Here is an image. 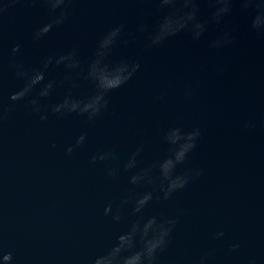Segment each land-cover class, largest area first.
Listing matches in <instances>:
<instances>
[{"label":"water","instance_id":"95a60500","mask_svg":"<svg viewBox=\"0 0 264 264\" xmlns=\"http://www.w3.org/2000/svg\"><path fill=\"white\" fill-rule=\"evenodd\" d=\"M0 264H264V0H0Z\"/></svg>","mask_w":264,"mask_h":264},{"label":"clouds","instance_id":"9594fccd","mask_svg":"<svg viewBox=\"0 0 264 264\" xmlns=\"http://www.w3.org/2000/svg\"><path fill=\"white\" fill-rule=\"evenodd\" d=\"M13 51H15V49H13ZM118 83H119V80L117 79V80H114V81H112V82H110V84H109V86L110 87H115L116 85H118ZM19 97V94H18V92L17 93H14L13 95H12V99L13 100H15V99H17ZM81 138H83V136H81ZM141 203H143V201H141Z\"/></svg>","mask_w":264,"mask_h":264}]
</instances>
